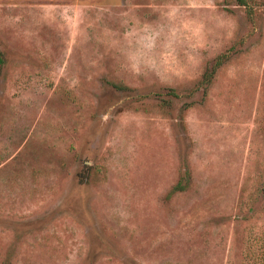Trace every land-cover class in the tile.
Returning <instances> with one entry per match:
<instances>
[{
  "label": "rangeland",
  "instance_id": "1",
  "mask_svg": "<svg viewBox=\"0 0 264 264\" xmlns=\"http://www.w3.org/2000/svg\"><path fill=\"white\" fill-rule=\"evenodd\" d=\"M0 264H264V0H0Z\"/></svg>",
  "mask_w": 264,
  "mask_h": 264
}]
</instances>
